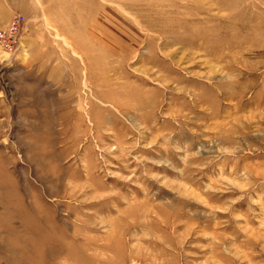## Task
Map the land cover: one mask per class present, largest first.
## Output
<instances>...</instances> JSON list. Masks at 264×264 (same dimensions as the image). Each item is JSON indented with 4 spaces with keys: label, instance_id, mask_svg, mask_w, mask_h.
I'll use <instances>...</instances> for the list:
<instances>
[{
    "label": "rangeland",
    "instance_id": "obj_1",
    "mask_svg": "<svg viewBox=\"0 0 264 264\" xmlns=\"http://www.w3.org/2000/svg\"><path fill=\"white\" fill-rule=\"evenodd\" d=\"M0 264H264V0H0Z\"/></svg>",
    "mask_w": 264,
    "mask_h": 264
},
{
    "label": "built area",
    "instance_id": "obj_2",
    "mask_svg": "<svg viewBox=\"0 0 264 264\" xmlns=\"http://www.w3.org/2000/svg\"><path fill=\"white\" fill-rule=\"evenodd\" d=\"M14 22H15V18L13 21H11L10 26H15L16 24Z\"/></svg>",
    "mask_w": 264,
    "mask_h": 264
}]
</instances>
